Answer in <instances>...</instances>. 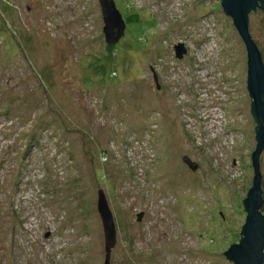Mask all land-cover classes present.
Returning a JSON list of instances; mask_svg holds the SVG:
<instances>
[{"label":"rangeland","instance_id":"1","mask_svg":"<svg viewBox=\"0 0 264 264\" xmlns=\"http://www.w3.org/2000/svg\"><path fill=\"white\" fill-rule=\"evenodd\" d=\"M113 1L110 46L98 0H0V264H103L99 191L110 264H233L256 145L245 46L220 0ZM248 30L264 65L263 11Z\"/></svg>","mask_w":264,"mask_h":264},{"label":"water","instance_id":"2","mask_svg":"<svg viewBox=\"0 0 264 264\" xmlns=\"http://www.w3.org/2000/svg\"><path fill=\"white\" fill-rule=\"evenodd\" d=\"M102 20L103 35L107 45L114 46L123 37L126 23L122 19L113 0H98ZM221 7L240 36L246 49L247 80L246 88L250 99V112L255 127L256 145L251 154L254 173L252 187L242 200L246 213L245 223L240 227L239 242L230 245L223 256L233 264H264V215L259 211L263 205L260 176V155L264 151V65L257 46L248 30V15L260 10L264 12V0H220ZM175 57L181 59L185 54L183 45L174 47ZM183 163L194 170L188 158ZM97 212L100 217L104 237L105 257L103 264H110V252L116 243L113 216L102 191L98 192ZM141 215L138 216V220Z\"/></svg>","mask_w":264,"mask_h":264},{"label":"trees","instance_id":"3","mask_svg":"<svg viewBox=\"0 0 264 264\" xmlns=\"http://www.w3.org/2000/svg\"><path fill=\"white\" fill-rule=\"evenodd\" d=\"M126 23V22H125ZM129 24V23H128ZM254 124H255V126L257 127V125H258V123H256L255 121H254Z\"/></svg>","mask_w":264,"mask_h":264}]
</instances>
